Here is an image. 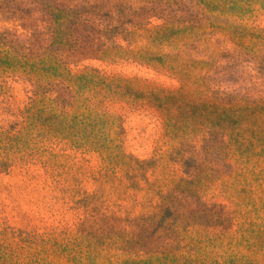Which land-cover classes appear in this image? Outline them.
<instances>
[{"label": "rangeland", "instance_id": "374dc122", "mask_svg": "<svg viewBox=\"0 0 264 264\" xmlns=\"http://www.w3.org/2000/svg\"><path fill=\"white\" fill-rule=\"evenodd\" d=\"M0 264H264V0H0Z\"/></svg>", "mask_w": 264, "mask_h": 264}]
</instances>
